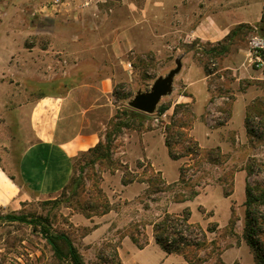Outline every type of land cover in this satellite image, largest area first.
I'll return each instance as SVG.
<instances>
[{
  "label": "rangeland",
  "instance_id": "1",
  "mask_svg": "<svg viewBox=\"0 0 264 264\" xmlns=\"http://www.w3.org/2000/svg\"><path fill=\"white\" fill-rule=\"evenodd\" d=\"M15 1L0 0V90L7 91V94L13 88L25 90L36 86V80L16 79L10 73V67L15 63L10 56V51L13 49L11 45L16 41L22 42L26 33H31L33 30L29 25L32 17H27L24 12L25 8H31V4H27L25 0H19L18 6L22 14L15 16L13 14L17 6ZM160 4H165L164 7H160L163 11L165 9L169 11L171 0H125V17L130 10L154 11ZM184 4L181 9L183 12L190 9L193 18L188 19L189 22H185L184 25L181 21L182 27L177 38V43L182 46L180 50L172 47L175 42H172L168 28L163 33V43L158 48L149 49L145 53L129 52L122 58L116 57L109 47L83 48L82 51H86L87 55L82 60L74 55L77 51L75 52L73 48L64 49L66 59L64 71L67 72L65 76L72 77V82L92 80L112 73L114 75L113 91L109 93L113 114L102 139L105 142L106 134L110 133L111 155L100 160L96 159L98 153L81 152L74 158L73 174L83 178V184L76 194L72 192L71 187L49 197L27 193V196L14 206L1 207L0 216L5 218H0V264H71L69 258L55 254L53 244L41 233V226L7 220V215H27L28 219L39 217L50 233L68 235L84 264H117L119 261L117 248L125 234H134L141 244L148 242L149 234L154 235V222L152 227H148L146 224H150V221L144 216L139 222L133 221L130 226L125 227V210L129 213L128 216L135 212L142 213L140 209L149 208L150 201L153 202L152 200L156 197L164 198L170 195L171 198L168 200L178 201L185 195L192 196L195 192L204 191L208 185L221 184L224 189H231L234 185L235 173L247 168L252 163L251 160L256 161V166L253 165L256 174L247 177V180L252 184L264 183V173L260 174L257 170V164L263 165L264 168V141L256 138L251 140L249 135L242 139L237 131L228 134L234 147L233 151L223 153L215 150L216 147L212 148L213 155L219 159L220 163L209 161L206 152L205 154L201 152L200 155L188 154L190 147L188 133L183 137H172V140L176 141L173 145L175 154H188L184 159L189 161L185 166L187 168L184 180H181L183 183L188 182V186L175 188V192L170 194L172 186L150 169L149 162L138 161L132 165L125 164V150L129 138L155 128L163 132L166 131V127L173 128L171 123L173 118L179 123L186 122L187 128H190L195 121L192 104L180 103L174 106L178 85H175L172 94L161 99L156 108V114L137 111L129 104L138 92L150 91L156 79L166 76L185 54L190 53L204 65L210 75L209 86L216 96L213 98L214 104L205 110L204 117L211 126L217 128L227 122L231 116L234 101L238 98L241 103H245V120L248 117L247 111L252 110L251 123L255 127H259V124L264 127L262 123L264 121V67L258 68L253 63L249 45V38L253 32L258 31L264 36V0H189ZM201 18H204L205 22L199 33L206 38H194L191 36L192 30ZM40 22L41 20L39 24ZM49 25L52 29L57 28L51 29L53 32L50 39L52 40L69 39L78 28L77 24L72 23L56 26L52 19L49 20ZM188 32L190 36H187ZM76 33L82 35L83 40L85 38L89 40L95 35V32L90 31ZM34 36L32 33L29 34L25 44L31 45ZM127 62L132 64L131 68L126 67ZM21 66L25 68L24 62L19 67ZM41 88L43 91L56 89L55 86L47 84L41 85ZM164 105L170 107L168 116L156 121L157 116L163 115L160 114L159 109ZM175 110H177L176 115ZM242 112L238 105L236 120L239 128L245 129ZM125 124L128 126L125 127ZM161 139L158 138L155 141V156L160 159L167 179L173 180L179 176L180 161L169 157L168 150ZM210 142L202 140L200 145L208 146ZM3 147L4 145H0V151ZM5 149H8V146H5ZM132 154L134 157H139L141 151L135 149ZM125 179L146 182L150 180L153 191L150 188L151 193H145L134 203V206L125 207V202L123 203L122 199L118 200V195L124 193ZM160 179L164 181V184ZM161 187L163 190L158 191ZM104 195L107 196L111 208L121 211L119 215L112 218V224L107 231L106 228H102L93 233L95 224L101 221L103 215L95 214L86 222L87 212H84L83 208L96 203L97 207L100 206ZM245 198L242 175L236 178L235 191L231 199L224 196L220 189L202 197L201 203L215 208V218L220 226L226 225L229 219L231 200L237 202V205L233 206L232 222L224 228H218L215 232L207 231L205 244L201 235H192V240H200L203 243L200 249L194 247L186 249L191 253L195 264H220L223 257L230 264H257L255 253L245 238L246 207L240 204ZM199 202L198 199H194L189 204L193 210L194 220H200L202 215L200 211L194 210ZM100 210L99 207L98 211ZM262 213L264 214V208ZM206 214L205 218H208L209 222L204 228L208 229L215 222V218L210 217L209 213ZM62 247L65 248L64 245ZM125 256L126 259L134 257ZM157 258L154 246H150L138 255L142 264L154 262ZM165 264H177V261L168 259Z\"/></svg>",
  "mask_w": 264,
  "mask_h": 264
},
{
  "label": "crops",
  "instance_id": "2",
  "mask_svg": "<svg viewBox=\"0 0 264 264\" xmlns=\"http://www.w3.org/2000/svg\"><path fill=\"white\" fill-rule=\"evenodd\" d=\"M25 1L27 4H31V8H25L24 12L27 17H32L29 20L31 23L29 25L32 26L31 33L35 36L31 40V45L25 44L26 37L28 38L31 34L29 32L26 33L25 38L23 37L22 42L14 43V40L12 41L11 48L13 49L10 51V56L15 63L10 67V73L16 79L36 80V86L25 90L13 88L8 94L7 91L0 90V145H4L3 150L0 151V208L14 206L24 199L27 193L49 197L63 191L71 181L74 158L79 153L96 146L103 139L112 118L113 108L109 93L113 91L114 87L113 73L92 80L72 82V77L65 76L67 72L64 71L66 66L64 65L66 64L64 49L73 48L75 52L77 51L74 55L82 60L87 55L86 51H82L83 48L109 47L116 57L122 58L129 52L145 53L149 49L158 48L163 43V33L168 28L171 32L170 38L172 42H175L172 47L180 50L182 46L177 43L178 33L182 25L189 22L188 19L193 18L190 9L184 12L181 9V6L189 0H171L169 11L161 9L165 4L158 5V9L154 11L149 9L130 10L131 12L129 11L126 17L125 0ZM103 1L105 2L101 3ZM18 2L19 0L15 1L17 4L13 13L15 16L22 14ZM50 19L56 26L72 23L77 24L78 28L74 30L73 37L69 39L55 38L52 40L50 39L51 32L57 28H50ZM39 20H41L40 24ZM204 22V18L197 22L191 36L200 39L206 38L199 33ZM75 31L82 33L90 31L95 32V35L89 40H85L86 38L83 40L82 35ZM187 36H190L189 32ZM23 62L25 68L24 66L19 67ZM178 62L182 67L173 79L172 92L175 90V85H178L175 91L174 106L180 103L192 104L195 116L191 127L184 130L199 145L202 140L211 141L208 146L200 145L204 154L205 151L215 147H220L223 153L233 151L234 147L228 134L237 131L242 139L248 137L245 125V103H241L238 98L235 99L231 116L227 122L221 127L211 126L204 117L205 110L214 104L213 98L216 96L209 86L210 75L204 65L193 58L190 53L185 54ZM44 84L53 85L56 89L43 91L41 85ZM7 96L9 97L7 98ZM238 105L243 111L245 129L239 128L236 120ZM169 109L170 107L164 113H160L163 115L157 116L156 121L167 117ZM238 134L237 136H239ZM158 138H162L161 140L166 146L165 131L158 128L129 138L125 150V164L132 165L138 161L149 162L150 169L162 176L169 186H172L170 194L175 192V188L188 186V182L181 181V168L186 166L189 159H184L187 156L173 159L166 146L169 157L180 161L178 178L168 180L160 159L155 156V141ZM5 146H8L10 150L5 149ZM135 149L141 151L139 157L133 156L132 153ZM132 172L135 171L132 170ZM240 175L243 176L246 188L248 172L245 168L235 173L233 193L236 178H239ZM123 187L124 193L118 195V200L122 199L123 203L125 202V207L134 206V203L145 193H151L149 183L144 180H134L131 183L123 184ZM133 187L136 189L133 190ZM218 189L226 196L224 187L221 184H215L208 185L204 191L197 192L196 195H185L178 201L168 200L171 198L170 195L164 198L156 197L152 200L153 202L150 201L149 208H139L142 213L135 212L136 215L131 213L128 216L129 213H126L125 210V227L130 226L133 221L139 222L142 216L149 219L150 224L146 225L152 227L163 214L179 215L183 214L186 209H190V221L198 223L204 228L209 222L208 218H205L206 213L215 218V208L201 203V199L204 195L207 196ZM226 197L231 199L233 194ZM194 199L200 201L196 204L197 207H194V210H198L202 214L200 220L192 218L193 210L189 204ZM245 201L246 198L240 204L245 205ZM234 205H237V202L231 200L230 216L226 225L220 226L215 218V222L219 225L218 228H224L231 222ZM120 211L111 208L101 217V221L95 224L92 232L102 228H106L107 231L112 224V218L119 215ZM85 219L86 222L91 220V218ZM204 230L207 231L205 228ZM150 246H154V253L158 258L154 262L145 264H165L168 259L176 260L177 264H190L183 254L168 253L156 242L153 233L149 234V240L143 248H140L132 240L130 234H125L117 248L121 264H142L138 255ZM125 255L134 257L126 259ZM223 262L230 264L224 260V257Z\"/></svg>",
  "mask_w": 264,
  "mask_h": 264
},
{
  "label": "trees",
  "instance_id": "3",
  "mask_svg": "<svg viewBox=\"0 0 264 264\" xmlns=\"http://www.w3.org/2000/svg\"><path fill=\"white\" fill-rule=\"evenodd\" d=\"M208 72V71H207ZM168 109V106H161L159 111L160 113H164ZM259 112V111H258ZM257 112V113H258ZM175 115L177 114V110H175ZM248 117L245 120L246 129L248 132V135L250 136L251 140L252 138H256L259 141H264V127H262L259 124V127H255L252 123L250 118L253 117L252 110L247 111ZM173 124V128L166 127L165 131V142L166 146L169 148L170 156L173 159H180L184 156H187L188 154L191 155H200L202 152V149L198 142L194 140L192 137L189 136L188 143L190 144V147L188 149V154L185 155H177L173 151V145L176 143V141L172 140V137L178 136L183 137L186 135V131L184 130L186 127V122H178L176 120H172L171 122ZM264 126V121L262 122ZM128 124H125V127H127ZM257 128V129H256ZM262 128V130H260ZM121 129V128H119ZM112 150V137L110 133L106 134V140L100 141L96 146L88 149L85 152L88 153H98V156L96 159H105L110 157ZM213 149L205 151L209 161L213 163H220L219 159L213 155V152L211 151ZM215 150L221 151L220 147H216ZM251 164L247 166V172L248 177L255 175L256 172L253 168V165L256 166V161L251 160ZM186 168L182 166L181 168V180H184V177L186 175ZM257 170L259 173H264L263 165L257 164ZM162 184H164V181L160 179ZM134 179H125L123 181L124 184H128L133 182ZM150 185V188L152 187V182L150 180L147 181ZM83 184V178L82 176H76L75 174L72 175L70 183L64 188V191L67 190L69 187L72 188L73 193H77L78 189ZM152 190V188H151ZM163 188H159L158 191H162ZM153 191V190H152ZM101 192V190H100ZM246 201H245V238L247 240L248 245L253 249L255 256L258 260L257 264H264V214L262 213V210L264 208V183L263 182H255L252 184L250 181L247 180L246 182ZM197 192L193 193V195H196ZM233 194V188L231 189H225V195L230 196ZM102 203L100 206L97 207V203L92 206L84 207V212H87V217L91 218L95 214H101L104 215L108 213L111 210L110 202L107 198V196L104 195V197L101 199ZM101 208L100 211H98V208ZM89 211H92V213H88ZM97 211V212H96ZM96 212V213H95ZM0 218H5L0 216ZM7 220L12 221H21L29 224H33L36 226H41V233L43 236L47 237L51 244H53L55 254L57 256L66 257L71 260V264H84V261L78 252L77 248L75 247L72 239L63 233H57L53 234L49 232L48 227H46L42 221L41 218H32L28 219L27 215H7ZM191 218V210L186 209L183 214L175 215L171 213H166L163 218H161L158 222L154 223V237L157 243H159L168 253H180L185 256V258L189 261L190 264H195L191 253L188 252L186 249L190 247H194L197 249H200L203 246L202 241L200 240H192V235L199 234L203 237L204 244L206 243V233L208 232H215L218 229V223H213L207 231L204 230V228L198 224V223H192L190 221ZM232 222V219H231ZM132 240L140 247L143 248L145 244H141L138 242V239L135 237L134 234H130ZM62 245L65 246V248L62 247ZM118 255V254H117ZM220 264H224L223 261L219 262ZM117 264H121V261L117 262Z\"/></svg>",
  "mask_w": 264,
  "mask_h": 264
},
{
  "label": "water",
  "instance_id": "4",
  "mask_svg": "<svg viewBox=\"0 0 264 264\" xmlns=\"http://www.w3.org/2000/svg\"><path fill=\"white\" fill-rule=\"evenodd\" d=\"M181 63L172 69L166 76H161L156 79L150 91L138 92L130 101V106L137 111L152 114L161 99L172 92L174 76L181 70Z\"/></svg>",
  "mask_w": 264,
  "mask_h": 264
},
{
  "label": "built area",
  "instance_id": "5",
  "mask_svg": "<svg viewBox=\"0 0 264 264\" xmlns=\"http://www.w3.org/2000/svg\"><path fill=\"white\" fill-rule=\"evenodd\" d=\"M250 53L253 63L258 67H264V36L258 31L251 34L249 38ZM127 68H131L132 64L127 62Z\"/></svg>",
  "mask_w": 264,
  "mask_h": 264
}]
</instances>
